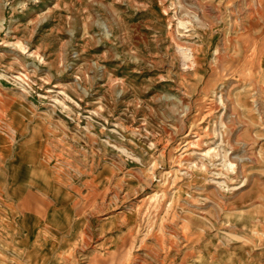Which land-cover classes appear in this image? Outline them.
<instances>
[{
  "label": "rangeland",
  "instance_id": "obj_1",
  "mask_svg": "<svg viewBox=\"0 0 264 264\" xmlns=\"http://www.w3.org/2000/svg\"><path fill=\"white\" fill-rule=\"evenodd\" d=\"M0 264H264V0H0Z\"/></svg>",
  "mask_w": 264,
  "mask_h": 264
},
{
  "label": "bare ground",
  "instance_id": "obj_2",
  "mask_svg": "<svg viewBox=\"0 0 264 264\" xmlns=\"http://www.w3.org/2000/svg\"><path fill=\"white\" fill-rule=\"evenodd\" d=\"M257 15V14H256ZM249 17V16H248ZM252 17V16H251ZM260 20H262V19H260ZM185 21L184 20H179L178 21V25L179 26H183V27H185V23H184ZM243 22H246V21H244L243 20ZM247 24V23H246ZM232 25V24H231ZM241 25H243V24H241ZM211 27H212V25H210ZM234 26V25H233ZM235 26H236V24H235ZM108 30V29H107ZM244 30H245V28H244ZM229 33H230V31H229ZM234 33V32H233ZM245 33V32H244ZM107 34V33H106ZM237 35V34H236ZM241 35V34H240ZM236 37V36H235ZM242 37H243V35H242ZM247 37V36H246ZM231 38V37H230ZM226 40H227V38H226ZM232 40V39H231ZM249 40V39H248ZM251 40V39H250ZM227 42V41H226ZM246 42V41H245ZM235 43V42H234ZM252 43V42H251ZM236 44V43H235ZM254 44V43H253ZM256 44V43H255ZM237 45V44H236ZM235 45V46H236ZM19 49H21V50H24L25 48L23 47V45L20 43V42H18L17 43V45H16ZM232 46V45H231ZM238 46V45H237ZM245 47V46H244ZM256 47V46H255ZM225 48H226V44H225ZM246 49V48H245ZM249 49V48H248ZM255 49V48H254ZM221 50V49H220ZM224 50V49H223ZM227 50V49H226ZM233 51H234V49H233ZM226 52V51H225ZM181 53H182V56L186 59V60H190L191 59V53L189 52V50H187V49H185V50H183V51H181ZM223 53V52H222ZM254 53V52H253ZM254 55V54H253ZM222 56V55H221ZM228 56V55H227ZM219 57V56H218ZM234 57V56H233ZM253 57V56H252ZM218 59V58H217ZM216 59V60H217ZM229 59V58H228ZM251 59V58H250ZM215 61V60H214ZM249 61H251V60H249ZM247 62H248V59H247ZM250 63V62H249ZM215 67V66H214ZM239 67V66H238ZM253 67V66H252ZM241 68V67H240ZM248 70V69H247ZM250 73H253V72H250ZM253 75V74H252ZM245 78V77H244ZM253 78V77H252ZM253 80V79H252ZM209 152H207L206 154L207 155H209L208 154ZM3 164V163H2ZM4 165V164H3ZM227 168L228 169H234V165H233V163L232 162H227ZM9 173V172H8ZM8 178V177H7ZM76 197V196H75ZM79 198H81V197H79ZM77 199V198H76ZM80 201V200H79ZM96 202V201H95ZM74 204V203H73ZM95 204V203H94ZM96 204H97V202H96ZM93 206V205H92ZM79 207V206H78ZM86 208H88V206L86 207ZM78 209V208H77ZM92 209H93V207H92ZM76 210V209H75ZM259 221V220H258ZM125 234V233H124ZM129 238V237H128ZM61 240V239H60ZM118 241V240H117ZM129 245V244H128ZM125 249V248H124ZM126 251V250H125ZM118 253V252H117ZM116 253V254H117ZM74 254V253H73ZM72 254V255H73ZM70 255V254H69ZM123 255V254H122ZM125 255V254H124ZM63 262H64V260H63Z\"/></svg>",
  "mask_w": 264,
  "mask_h": 264
}]
</instances>
